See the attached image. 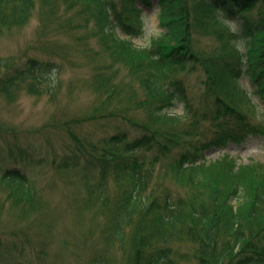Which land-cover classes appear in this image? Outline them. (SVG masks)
Returning a JSON list of instances; mask_svg holds the SVG:
<instances>
[{
    "label": "trees",
    "instance_id": "obj_1",
    "mask_svg": "<svg viewBox=\"0 0 264 264\" xmlns=\"http://www.w3.org/2000/svg\"><path fill=\"white\" fill-rule=\"evenodd\" d=\"M35 2L0 0V6L9 7L16 25H24ZM155 6L163 34L151 48L134 46L133 37L142 36L141 15ZM73 7L83 26L98 29L97 47L81 44L87 56L112 49L116 59L93 61L99 99L84 115L51 118L25 135L0 122V183L23 202L40 193L29 168L76 169L82 185L73 200L77 209L110 213L99 228L90 224L92 242L82 239L90 246L83 257L87 264H112V252L101 261L103 241L122 252L123 264H264V162L239 163L229 154L208 161L209 144L188 139L203 133L198 125L208 118L235 141L264 132V111L251 96L264 102V0H71ZM225 20L238 30L230 31ZM202 36L208 41L201 42ZM124 58L129 69L122 74ZM14 62L1 60L2 94L11 95L24 83L38 93L57 92L56 61ZM242 78L249 87L239 83ZM190 87L203 89L202 95L194 99ZM179 102L186 114L175 112ZM194 103L204 110L183 123ZM40 134H55L62 145L50 137L45 143L32 139ZM169 178L188 185L190 195L173 196ZM14 250L0 239V256ZM78 254L84 255L83 246Z\"/></svg>",
    "mask_w": 264,
    "mask_h": 264
},
{
    "label": "rangeland",
    "instance_id": "obj_2",
    "mask_svg": "<svg viewBox=\"0 0 264 264\" xmlns=\"http://www.w3.org/2000/svg\"><path fill=\"white\" fill-rule=\"evenodd\" d=\"M70 3L71 0H36L32 14L24 25H16L9 7L0 6V63L1 60L10 59L20 65L27 58L33 57L45 61L54 60L59 64V88L53 96L30 90L28 83L13 89L11 95L0 92V122L4 120L20 127L25 131L24 135L27 129L43 127L51 118L84 115L94 108L99 94L94 86L97 74L92 71L93 61L98 57L108 63L116 59L112 49L102 50L94 59L87 56L81 44L88 42L97 47L99 38L95 39L93 31L98 29L83 26V16L75 7L69 8ZM52 7L56 8L55 12L51 11ZM209 9L206 8L207 11ZM157 10L158 7H153L147 13ZM110 12L113 14L114 10ZM65 17L71 18V23L57 22ZM141 37L133 38L136 45L142 43ZM206 39V36L200 37L201 42ZM124 60L126 63H120L122 74L126 68L129 69V60ZM202 93V90L195 87L189 90L191 97ZM231 94H234L233 91ZM253 99L262 113L264 103L257 96ZM176 110L183 112L182 103L176 106ZM193 110L194 113L187 115L183 123L199 115L204 108L193 106ZM246 110L252 113L255 121L259 120L252 108L246 107ZM260 128H264V124ZM198 130L203 132L200 136H188L192 144H207L221 134V130L214 127L209 118L198 125ZM46 137L52 138L58 147L62 145L55 134L35 135L32 139L45 143ZM224 146L222 148L214 144L208 147L205 151L207 160L215 161L230 153L239 163L264 162L262 132L256 137L247 136L240 143L229 141ZM30 175L38 184L39 197L23 202H18L11 196L9 188L0 183V239L15 248L12 255L0 257V264H6L10 257L11 262L21 260L24 264H87L83 257L89 254L90 246L84 245L82 239L86 244L94 240L95 235L89 232L90 224L99 225V228L104 222L108 223L109 211L97 207L77 209L79 205L76 207L73 200L82 185L77 183L79 176L76 169L59 171L46 165L30 168ZM117 183L125 184V181ZM166 184L173 196L190 195L191 188L188 185L172 181L171 178L166 179ZM158 193L163 195L161 189ZM82 246L84 255L81 256L78 252ZM100 246L106 248L105 257L101 261L112 252V264H118V260L123 264L126 257L122 252L115 251L113 245L105 241ZM107 263H110L109 260Z\"/></svg>",
    "mask_w": 264,
    "mask_h": 264
},
{
    "label": "clouds",
    "instance_id": "obj_3",
    "mask_svg": "<svg viewBox=\"0 0 264 264\" xmlns=\"http://www.w3.org/2000/svg\"><path fill=\"white\" fill-rule=\"evenodd\" d=\"M157 21L158 17L155 11L141 15L142 43H140L139 45H135V42H133L134 46H138L140 48H151L153 46L154 41L160 39L164 29L159 26ZM225 23H227L230 31L236 32L238 30L237 25L234 22L225 20ZM235 43L240 51L244 50L242 42Z\"/></svg>",
    "mask_w": 264,
    "mask_h": 264
}]
</instances>
